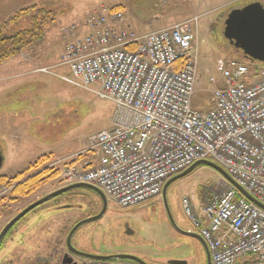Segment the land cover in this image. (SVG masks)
<instances>
[{"label":"rangeland","instance_id":"rangeland-1","mask_svg":"<svg viewBox=\"0 0 264 264\" xmlns=\"http://www.w3.org/2000/svg\"><path fill=\"white\" fill-rule=\"evenodd\" d=\"M247 2L250 1L0 0V22L35 3H41L56 13L45 39L27 50L34 55L29 60L34 61L38 73L14 78L13 72L21 68L17 61L0 65V149L4 156L0 175L24 172L43 155L50 156L46 166L59 159L96 161L97 153L86 151V148L92 135L112 127L114 103L68 81L73 79V74L67 64L61 63L66 44L90 34L91 28L86 25L90 18L95 21L102 13L107 15L109 10H119L124 16L115 26L141 34L196 17L198 81L194 106L206 109L212 89L223 83L222 74L217 70L219 60L246 59L256 73L263 67L261 62L247 57L224 35L225 21L231 11L246 6ZM69 27L74 31L67 32ZM18 60L24 70L33 67L28 61L23 62L24 58ZM254 78L250 77L249 81ZM91 87L97 88L95 85ZM63 164L58 168L62 169ZM25 177L14 180V183L18 185ZM62 183L59 174L24 196L13 194L14 186L12 192L0 200V231L16 213L62 187ZM227 188L224 176L206 164L198 165L172 183L167 200L177 225L184 230L196 231L183 210L184 197L190 198L199 211L213 195H219ZM101 204L100 196L87 188L73 189L46 201L24 216L19 226L28 227L23 234L18 232L19 227L16 228V237L0 252V264H58L66 250L71 227L96 215ZM60 206L64 207L59 209ZM84 237L88 239L86 249L80 243ZM72 242L77 249L89 253L131 254L148 264H170L171 260L207 264L200 242L172 227L162 198L128 209L118 207L108 198L104 216L80 226ZM115 262L139 264L128 259Z\"/></svg>","mask_w":264,"mask_h":264},{"label":"built area","instance_id":"built-area-1","mask_svg":"<svg viewBox=\"0 0 264 264\" xmlns=\"http://www.w3.org/2000/svg\"><path fill=\"white\" fill-rule=\"evenodd\" d=\"M122 19L121 12L103 14L90 22L89 35L67 46L69 81L111 100L114 113L113 126L87 148L98 154L96 164H66L64 183L93 184L128 209L159 198L165 182L196 161L212 160L264 204V66L256 73L219 60L223 83L208 108H198L197 18L145 34L111 26ZM14 186L0 180V199ZM182 206L211 264H264V209L234 185L199 211L188 197Z\"/></svg>","mask_w":264,"mask_h":264},{"label":"water","instance_id":"water-1","mask_svg":"<svg viewBox=\"0 0 264 264\" xmlns=\"http://www.w3.org/2000/svg\"><path fill=\"white\" fill-rule=\"evenodd\" d=\"M224 35L234 44L236 48L241 49L247 57L264 63V3L263 2H253L244 7L232 10L228 18L225 21ZM3 164H4V156L0 149V170L3 167ZM201 164L209 165L215 168L216 170H218L229 183H231L237 188V190L240 192L242 196L246 197L251 202L255 203L256 205L260 206L263 209H264V204H262L255 197H253L248 191H246L243 187H241L222 166H220L219 164H217L216 162L212 160L196 161L190 167H188L181 173L171 177L170 179L166 181L163 187V190H162L161 198L163 200V205L167 213L169 222L171 223L172 227L175 230H177L179 233L197 239L200 242L203 250L205 251L207 264H211V253H210V250H209V247L206 241L203 239V237L198 232L191 231V230H184L177 225L173 217V214L169 208V204L167 200V191H168L169 186L175 181H177L178 179L189 174L195 167ZM77 188H87L92 191H95L100 196L103 205L98 215L89 217L86 220L78 222L71 229L70 233L67 236V247L69 251L64 256L62 263L65 264V263L72 261V259H74L72 256L74 253V254H80V255L87 256L89 258L97 259V260L114 261V260H120V259H129L139 264H148L142 258L137 257L135 255H131V254L119 253V254H111V255H94V254L88 255L76 249V247L73 245V242H72L75 232L83 224L101 219L108 209V198L105 195L104 191L101 188L93 184L86 183V182L74 183V184L63 186L53 191L52 193H49L48 195L42 197L41 199L31 203L24 209H22L20 212H18L13 218H11L6 223V225L0 231V246H1V242L3 241L7 233L10 231V229L19 220H21L24 216H26L29 212H31L38 206L42 205L46 201L60 194H63L65 192H68V191H71ZM67 257H69V260L67 259ZM169 263L170 264H189V261L171 260ZM75 264H78V262H76Z\"/></svg>","mask_w":264,"mask_h":264},{"label":"trees","instance_id":"trees-1","mask_svg":"<svg viewBox=\"0 0 264 264\" xmlns=\"http://www.w3.org/2000/svg\"><path fill=\"white\" fill-rule=\"evenodd\" d=\"M40 4L35 3L21 8L0 22V65L35 47L45 39L47 30L55 21L56 13L49 7ZM20 26L21 28H19ZM240 62L247 63L246 60H240ZM49 161L50 156L43 155L31 163L26 171L18 172L15 175H0V179L6 180L9 177L18 179L26 175L27 178L20 182L12 193L17 196L27 195L59 176V170L49 165L46 166ZM22 219L10 229L8 234H11L21 224ZM2 244L0 252L5 246L4 240Z\"/></svg>","mask_w":264,"mask_h":264},{"label":"flooded vegetation","instance_id":"flooded-vegetation-1","mask_svg":"<svg viewBox=\"0 0 264 264\" xmlns=\"http://www.w3.org/2000/svg\"><path fill=\"white\" fill-rule=\"evenodd\" d=\"M41 206V205H40ZM68 206H70V205H68ZM64 207V206H63ZM63 207H59V209H62ZM67 208H70V207H67ZM101 209H102V204H101V207H100V210L98 211V213H96V215H98L99 213H100V211H101ZM96 215H94V216H96ZM88 217V216H87ZM90 217V216H89ZM80 222V221H79ZM78 223V222H77ZM77 223H75L72 227H71V229L77 224ZM126 225H128V223H126ZM15 226V225H14ZM20 228L21 230H19L18 232L20 233H22L23 234V231L25 230V229H27V227H28V225H26V226H24V225H22V226H17V228ZM71 229L69 230V232H68V234L70 233V231H71ZM11 231V230H10ZM9 231V232H10ZM128 231H130V230H128ZM128 231H126V232H128ZM8 232V233H9ZM94 232V231H93ZM7 233V235L5 236V238L3 239L4 240V243H5V245L7 246V244H8V242L10 241V240H12L14 237H16V228L14 229V231H12V233L11 234H8ZM130 233H133L132 231H130ZM68 236V235H67ZM84 241V242H83ZM3 242V241H2ZM2 242H1V246L3 245L2 244ZM80 243H81V245H82V248H85L84 246H87L88 245V239L86 238V237H84V239L82 240V239H80ZM0 246V247H1ZM77 249V248H76ZM86 249V248H85ZM77 250H79L80 252H82V253H85V254H94V255H100V254H97L98 252H96V254L95 253H89V252H86V251H84L83 249H77ZM69 250H68V247H67V239H66V250L64 251V253H63V255H62V257H61V259H60V261L58 262V264H64V263H62V260H63V258H64V256L66 255V253L68 252ZM73 258L74 259H72V261H70V262H68V263H65V264H75L76 262H78V264H118V263H116V262H111V261H104V260H97V259H92V258H89V257H87V256H83V255H80V254H74L73 253ZM67 259L69 260V257H67ZM118 261V260H117ZM130 261H132V260H130ZM41 262H44V261H40V263ZM133 262H135V261H133ZM38 263H39V261H38ZM48 264H49V262H48Z\"/></svg>","mask_w":264,"mask_h":264},{"label":"crops","instance_id":"crops-1","mask_svg":"<svg viewBox=\"0 0 264 264\" xmlns=\"http://www.w3.org/2000/svg\"><path fill=\"white\" fill-rule=\"evenodd\" d=\"M191 19V18H190ZM5 20V19H4ZM187 20H189V19H187ZM186 21V20H185ZM2 22V21H1ZM171 26V25H170ZM164 27H168V26H163V27H159V28H155V29H153V30H151V31H148V32H152V31H155V30H158V29H161V28H164ZM121 29V28H120ZM143 33H147V32H143ZM27 52V51H26ZM25 52V54L23 55V56H21V55H17L16 57H13L12 59H10L8 62H6V64L7 63H9L11 60H13V62L14 61H17L20 65V69L19 70H17L16 72H13V76H14V78H17V77H23V76H25L26 74H28V73H31V74H34V73H38L37 72V68L35 67V63H34V61H30L29 60V58L31 59V58H34V55L33 54H31V53H26ZM22 54V53H21ZM24 58V60H23V62H25V61H28L29 62V66H33V67H31V68H29V69H27V70H24L23 69V67L21 66V61H19L18 59L19 58ZM5 64V63H4ZM3 65V64H2ZM88 163V166H91V165H89V164H92V165H95V163H96V161H93V163H90V161H88V162H86V161H83V160H78V161H76V164L79 166V167H85L86 166V164ZM3 175H6V174H3Z\"/></svg>","mask_w":264,"mask_h":264}]
</instances>
